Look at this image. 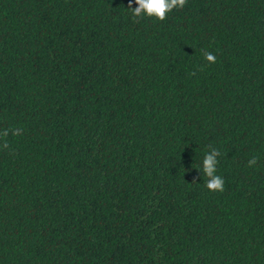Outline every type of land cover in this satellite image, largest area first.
<instances>
[{
	"label": "trees",
	"instance_id": "obj_1",
	"mask_svg": "<svg viewBox=\"0 0 264 264\" xmlns=\"http://www.w3.org/2000/svg\"><path fill=\"white\" fill-rule=\"evenodd\" d=\"M130 3L0 0V264H264V0Z\"/></svg>",
	"mask_w": 264,
	"mask_h": 264
},
{
	"label": "clouds",
	"instance_id": "obj_2",
	"mask_svg": "<svg viewBox=\"0 0 264 264\" xmlns=\"http://www.w3.org/2000/svg\"><path fill=\"white\" fill-rule=\"evenodd\" d=\"M135 3L138 7L132 8L131 3L129 4V8L132 11L133 19L147 17H155L160 21H164L167 18V14L171 12L173 9H182L187 0H135ZM202 54L204 59L209 63L216 62V56L207 51L202 50ZM195 73H190V75H194ZM13 136L22 135L23 129L21 128H11L0 130V147L7 149L9 148V143L7 141V137L9 134ZM220 151L218 149H212L208 152L203 159V174L207 177L205 182V186L208 190L213 192H223L224 191V179L217 175V157L220 156ZM257 158L253 156L248 161V166L252 167L256 165Z\"/></svg>",
	"mask_w": 264,
	"mask_h": 264
}]
</instances>
